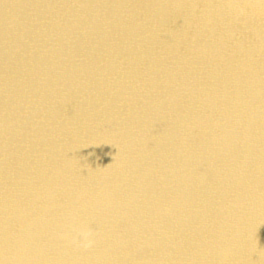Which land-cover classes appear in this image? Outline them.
<instances>
[{
  "label": "bare ground",
  "instance_id": "bare-ground-1",
  "mask_svg": "<svg viewBox=\"0 0 264 264\" xmlns=\"http://www.w3.org/2000/svg\"><path fill=\"white\" fill-rule=\"evenodd\" d=\"M0 264H264V0H0Z\"/></svg>",
  "mask_w": 264,
  "mask_h": 264
}]
</instances>
